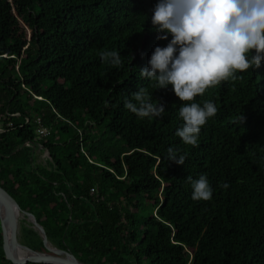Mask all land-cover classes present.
<instances>
[{
  "label": "trees",
  "instance_id": "1",
  "mask_svg": "<svg viewBox=\"0 0 264 264\" xmlns=\"http://www.w3.org/2000/svg\"><path fill=\"white\" fill-rule=\"evenodd\" d=\"M155 3L0 0V186L88 264H264V61L197 96L218 112L198 146L183 144L182 102L139 76L167 43L151 26ZM103 50L120 51L122 66ZM139 87L165 105L161 118L124 108ZM170 146L184 165L164 159ZM202 173L213 196L193 200L187 177ZM20 241L45 251L28 225ZM0 264H12L1 230Z\"/></svg>",
  "mask_w": 264,
  "mask_h": 264
},
{
  "label": "clouds",
  "instance_id": "2",
  "mask_svg": "<svg viewBox=\"0 0 264 264\" xmlns=\"http://www.w3.org/2000/svg\"><path fill=\"white\" fill-rule=\"evenodd\" d=\"M151 13L157 39L167 43L154 47L139 76L152 82V89L171 86L182 102L177 109L182 123L174 135L196 147L202 126L218 112L213 100L201 104L197 96L236 80L238 73L260 68L264 61V0H156ZM99 55L111 68L124 63L118 50ZM123 106L141 120L161 118L166 112L145 87L125 98ZM186 158L187 153L172 146L164 157L177 165H184ZM187 182L193 200L212 199L214 189L207 174L188 176Z\"/></svg>",
  "mask_w": 264,
  "mask_h": 264
},
{
  "label": "water",
  "instance_id": "3",
  "mask_svg": "<svg viewBox=\"0 0 264 264\" xmlns=\"http://www.w3.org/2000/svg\"><path fill=\"white\" fill-rule=\"evenodd\" d=\"M21 220L31 227L42 240L45 251H37L20 241ZM0 230L4 258L12 264H88L78 260L72 253L54 246L35 216L21 209L17 201L0 186ZM20 250H24L20 252Z\"/></svg>",
  "mask_w": 264,
  "mask_h": 264
},
{
  "label": "rangeland",
  "instance_id": "4",
  "mask_svg": "<svg viewBox=\"0 0 264 264\" xmlns=\"http://www.w3.org/2000/svg\"><path fill=\"white\" fill-rule=\"evenodd\" d=\"M36 134H37V130H36ZM37 137H39L38 134H37ZM35 154H36V161L39 162L40 164L47 166V161L50 162L49 160L50 157H49L48 152L42 149L41 146L36 147ZM24 224L26 225L24 220H21V226H24Z\"/></svg>",
  "mask_w": 264,
  "mask_h": 264
},
{
  "label": "built area",
  "instance_id": "5",
  "mask_svg": "<svg viewBox=\"0 0 264 264\" xmlns=\"http://www.w3.org/2000/svg\"><path fill=\"white\" fill-rule=\"evenodd\" d=\"M37 122H38V124H40L39 119L37 120ZM1 130H2V129L0 128V132H1ZM37 134H38L39 136H45V135L48 134V131H47L45 128L41 127V126H38V128H37ZM93 191H94V190L91 189V193H92Z\"/></svg>",
  "mask_w": 264,
  "mask_h": 264
},
{
  "label": "bare ground",
  "instance_id": "6",
  "mask_svg": "<svg viewBox=\"0 0 264 264\" xmlns=\"http://www.w3.org/2000/svg\"><path fill=\"white\" fill-rule=\"evenodd\" d=\"M24 250H20V252H23Z\"/></svg>",
  "mask_w": 264,
  "mask_h": 264
},
{
  "label": "crops",
  "instance_id": "7",
  "mask_svg": "<svg viewBox=\"0 0 264 264\" xmlns=\"http://www.w3.org/2000/svg\"><path fill=\"white\" fill-rule=\"evenodd\" d=\"M37 162V161H36ZM37 163H39V162H37Z\"/></svg>",
  "mask_w": 264,
  "mask_h": 264
}]
</instances>
